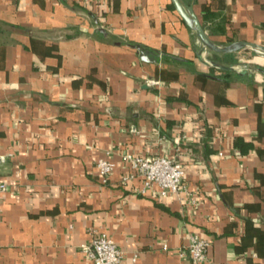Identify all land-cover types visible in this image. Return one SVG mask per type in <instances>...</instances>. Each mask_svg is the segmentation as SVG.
<instances>
[{
  "label": "crops",
  "instance_id": "crops-1",
  "mask_svg": "<svg viewBox=\"0 0 264 264\" xmlns=\"http://www.w3.org/2000/svg\"><path fill=\"white\" fill-rule=\"evenodd\" d=\"M182 2L216 42L264 44V0ZM203 50L170 0H0V264H95L93 230L119 264H264V74L205 62L264 55ZM127 154L175 159L184 188L140 192Z\"/></svg>",
  "mask_w": 264,
  "mask_h": 264
},
{
  "label": "built area",
  "instance_id": "built-area-1",
  "mask_svg": "<svg viewBox=\"0 0 264 264\" xmlns=\"http://www.w3.org/2000/svg\"><path fill=\"white\" fill-rule=\"evenodd\" d=\"M125 158L134 173L124 175L123 181L127 182L134 176H140L143 182L140 192L145 193L147 189L156 185L158 194L167 196L184 188L182 184L183 166L175 159L167 156H136L133 154H127ZM113 166L114 163L109 159L102 158L97 162L98 172L103 181L107 180ZM1 186L4 188L3 184ZM208 246L207 239L193 235L189 245L181 251V254L189 256L192 263H201L207 260ZM83 251L93 259L95 264H119L123 259V251L115 240L106 233L95 230H93L90 241L83 245Z\"/></svg>",
  "mask_w": 264,
  "mask_h": 264
},
{
  "label": "water",
  "instance_id": "water-1",
  "mask_svg": "<svg viewBox=\"0 0 264 264\" xmlns=\"http://www.w3.org/2000/svg\"><path fill=\"white\" fill-rule=\"evenodd\" d=\"M170 2L183 23L196 36L198 42H200L204 49L203 51H211L215 54L230 56L235 48L241 49L244 47H250L260 51L264 55V44L249 41H236L229 45H222L216 42L204 28L192 5L185 4L182 0H170ZM100 30L104 31L102 28ZM133 47L138 50L140 58L148 62H155L157 56H163L166 54L158 49L143 47L141 44L133 45ZM201 53L203 52L198 50V54ZM205 62L223 70L235 72L239 76H253L255 72L264 74L263 66L240 60L237 57H233L228 64L214 62L208 58H205Z\"/></svg>",
  "mask_w": 264,
  "mask_h": 264
},
{
  "label": "trees",
  "instance_id": "trees-1",
  "mask_svg": "<svg viewBox=\"0 0 264 264\" xmlns=\"http://www.w3.org/2000/svg\"><path fill=\"white\" fill-rule=\"evenodd\" d=\"M240 49L235 50L234 52H238Z\"/></svg>",
  "mask_w": 264,
  "mask_h": 264
},
{
  "label": "bare ground",
  "instance_id": "bare-ground-1",
  "mask_svg": "<svg viewBox=\"0 0 264 264\" xmlns=\"http://www.w3.org/2000/svg\"><path fill=\"white\" fill-rule=\"evenodd\" d=\"M232 47H233V46H232ZM237 49H238V48H235L234 51L237 50Z\"/></svg>",
  "mask_w": 264,
  "mask_h": 264
}]
</instances>
